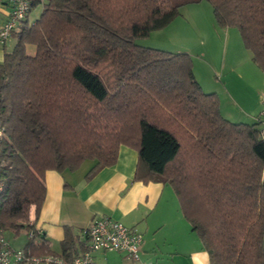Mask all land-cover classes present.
<instances>
[{
	"label": "trees",
	"instance_id": "1",
	"mask_svg": "<svg viewBox=\"0 0 264 264\" xmlns=\"http://www.w3.org/2000/svg\"><path fill=\"white\" fill-rule=\"evenodd\" d=\"M203 0H31L0 62V230H33L47 171L84 179L137 153L132 181L171 186L209 264H264V117L224 118L187 53L136 44ZM264 72V0H206ZM27 15V16H28ZM59 250L38 234L31 257L73 264L88 239L65 227ZM41 264H56L54 262Z\"/></svg>",
	"mask_w": 264,
	"mask_h": 264
},
{
	"label": "crops",
	"instance_id": "2",
	"mask_svg": "<svg viewBox=\"0 0 264 264\" xmlns=\"http://www.w3.org/2000/svg\"><path fill=\"white\" fill-rule=\"evenodd\" d=\"M9 13L10 7L0 2V29L8 20ZM176 20H180V26L190 21L175 19L173 22ZM173 22L161 30H166ZM207 26H209L207 45L214 47L215 43L221 50L224 41L223 47L226 53L229 41L227 31H219L215 27V21ZM15 42V33L12 32L4 43H0V62L4 53L9 52ZM242 48L245 47L242 45ZM235 49L238 51L237 54L241 55L240 61L236 60L234 65L226 70L228 65L223 59L221 67L217 68L221 73L226 74L224 76L226 83L220 90L221 94L233 106L235 103H232L229 89L235 91L236 87L229 75L236 73V70L239 71V66L245 65L246 62L242 60L243 49ZM240 62L242 64H239ZM251 72L252 76L257 78L258 75L252 69ZM236 78L241 79L242 76ZM261 89H264V83L260 84L256 93L258 94ZM226 92L229 93L228 96ZM260 93L264 94L259 92V98L256 96V99L247 102L239 110L253 121L255 118L256 121L261 118L264 110ZM219 95L218 93L220 101ZM136 162L137 153L122 146L119 148L115 165L101 169L90 180L84 179L91 167L89 162L84 163L75 172L47 171L44 176L45 199L35 226L42 230L50 247L57 251L64 239L65 227L71 229L74 235L80 236L82 229L88 228L93 221L103 217L118 221L125 227L135 229L142 234L138 261H134L124 252L105 251L92 254V264H209L208 254L199 238L191 231L189 223L183 218L179 203L174 205L165 201L168 185L160 182L144 184L132 181Z\"/></svg>",
	"mask_w": 264,
	"mask_h": 264
},
{
	"label": "rangeland",
	"instance_id": "3",
	"mask_svg": "<svg viewBox=\"0 0 264 264\" xmlns=\"http://www.w3.org/2000/svg\"><path fill=\"white\" fill-rule=\"evenodd\" d=\"M200 3L182 6L179 9V15L175 19L190 20V24L188 23L184 24V26H180V20L173 22L174 19L171 21L173 24L168 26L169 28H166V30L152 32V34H150L151 36L137 40L136 44L145 47L158 48L173 53H187L192 61L195 79L201 86L202 90L205 93H214L217 96L218 93L220 94L219 105H221V115L233 123L253 124L256 122V118L253 121L252 119L245 117V115L239 110H241L247 102L256 99V96L259 98V92H264V89H261L258 91V94L256 93V89L260 87L261 83H264V72H262L252 61L250 52L245 48H242L243 42L240 33L235 28H219L215 26L219 31H227L229 35L226 53L223 47L224 41L221 50L215 43L214 47L207 45V33L209 32V26L207 25L213 23L215 20L211 5L206 0H203ZM41 11V4L33 6L28 15V23H33L40 16ZM191 12H193L192 15ZM199 25H201V27ZM13 47L10 51H12ZM235 48L243 49L244 55L242 56V60L246 62H243L245 65L239 66V71L236 70V73L229 75V77L233 79L236 87L235 91L229 89L232 103L234 102L236 104L233 106L229 104L223 94H221L220 90L226 83L224 77L226 74L221 73L217 68L221 67L223 59L226 60L225 64L228 65L226 66V70L229 66L234 65L236 60L240 61L239 58H241V55L239 53V55L237 54L238 51H236ZM230 57H233V59ZM239 64L242 63L240 62ZM251 69L258 75L257 78L252 76L253 73L251 72ZM237 76H242V78L237 79ZM229 93L226 92L227 96ZM262 95L264 94H261L260 97H262ZM260 128L262 129L264 126L260 125ZM165 193V201L174 203V205L178 204L177 197L171 186L166 187ZM4 236L13 248H23L28 241V233L26 230H21L18 235H15L12 232H7Z\"/></svg>",
	"mask_w": 264,
	"mask_h": 264
},
{
	"label": "built area",
	"instance_id": "4",
	"mask_svg": "<svg viewBox=\"0 0 264 264\" xmlns=\"http://www.w3.org/2000/svg\"><path fill=\"white\" fill-rule=\"evenodd\" d=\"M1 3L10 7L8 20L0 29V43H4L17 29L30 10L31 0H0ZM262 107H264V95L261 97ZM264 117V110H262ZM3 131L0 128V138ZM264 135V131H262ZM1 190V187H0ZM42 230L34 227L30 230L28 236L42 234ZM0 230V264H41L42 262H54L61 264L60 260L52 258H35L29 256L22 248H13ZM88 239V252L76 258L73 264H92L95 252L117 251L128 254L134 261H138L140 246L142 243V234L135 229H129L118 221L108 217L96 219L83 231Z\"/></svg>",
	"mask_w": 264,
	"mask_h": 264
}]
</instances>
